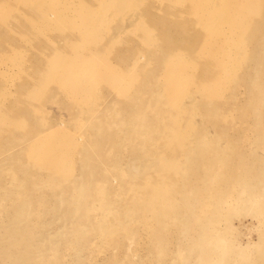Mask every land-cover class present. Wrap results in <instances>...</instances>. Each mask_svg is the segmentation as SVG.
<instances>
[{"label": "rangeland", "instance_id": "374dc122", "mask_svg": "<svg viewBox=\"0 0 264 264\" xmlns=\"http://www.w3.org/2000/svg\"><path fill=\"white\" fill-rule=\"evenodd\" d=\"M96 1L58 0L55 7L59 14L50 18V24L34 26L46 39L63 42L66 37L74 42L65 60L80 63L67 64L64 71L95 62L105 67L99 58L101 50L80 36L86 25L101 22L98 28L106 29L108 36L115 29L123 35L134 25L135 17L112 14V6L100 21H94V16L80 21L73 12L66 11V6L77 4L78 9L93 8ZM11 2L0 0V8H10ZM151 4L157 11L158 2L152 0ZM260 8V15H252L253 23L245 31L249 34L245 57L228 77L221 78L219 96L211 102V97L195 90L192 125L187 124L186 109L172 113L176 125L169 128V134L174 137L168 147L157 149L161 154L157 164L147 157L141 160V169L134 168L133 162L140 161L136 157L140 153L137 136L116 117L120 109L123 114L133 106L134 96L117 95L112 90L116 83L113 78L103 81L98 92L81 94L82 100L64 89L57 91L58 100L44 101L39 111L36 105L31 108L36 115L20 107L24 112L18 116L17 127L5 134L7 139L0 140V264H264V0ZM19 15L20 21L28 22L25 14ZM6 23L8 31L4 34L12 40L0 50V106L6 102L3 89L13 91L11 98L22 96L15 94L23 62L16 61L17 56L22 55L29 65L34 56L43 61L49 54L35 49L21 32ZM200 30L201 38L209 32ZM216 38L214 34L199 40L205 43ZM129 46L127 40L119 49L127 50ZM43 64L39 74H45L47 61ZM205 73L201 75L196 65L190 70V75L204 82L200 88L210 85V71ZM84 82L78 79L77 87L88 86ZM52 89L56 91L55 83ZM89 97L102 111L103 132L99 136L80 124L85 121L84 99ZM183 101L187 108L189 100ZM208 103L214 109L208 110ZM123 116L126 118L125 113ZM59 121L64 124L57 125L60 130L74 136L91 135L92 140L86 145L87 140L84 143L81 139L63 170L53 173L49 165L33 159L24 175V165L11 155H25L29 149L25 146L31 141L29 150L48 152L44 135L52 139L56 131L51 133V129H56ZM29 126L37 130L29 140L10 143L11 138L25 134ZM151 130L154 140L148 144L154 148H148V152L156 157L155 146L164 141L156 136L166 128L154 126ZM79 148L86 149L81 157ZM50 167L55 169V162Z\"/></svg>", "mask_w": 264, "mask_h": 264}, {"label": "bare ground", "instance_id": "6f19581e", "mask_svg": "<svg viewBox=\"0 0 264 264\" xmlns=\"http://www.w3.org/2000/svg\"><path fill=\"white\" fill-rule=\"evenodd\" d=\"M56 1L58 0H12L10 8H0V15L3 14L5 17V23L0 24V50H2L3 46H8L10 44L9 41L12 40L8 35L4 34V32L8 31L6 23L8 22L11 28L21 32L29 43H33L35 49L49 53L48 59L45 57L43 61L39 56H34V62H30L31 64L29 65L25 63V58L22 55L17 56L16 61L23 62L21 66L22 79H19V87L17 91L15 90V94L22 96L11 98L9 94H13L12 90L11 92L8 89L1 91L4 93V101L6 102L0 106V140L6 138L5 134L9 135L13 128L17 127L18 116H22L20 114L22 111L24 112L20 107L25 106L26 112L30 114L34 105L39 111L42 109L44 101L51 100V98L58 100L57 91L64 89L78 97L81 94L87 96L89 92H98L103 81L106 83L113 78L116 82L114 86L118 85V87L114 88L113 86L112 90L117 95L125 98L134 96L133 106L124 111L123 114L120 109L116 117L118 119L120 117L121 120L125 121L127 124L126 128L137 136L136 140L139 142L138 149L140 153L136 157L140 161L138 164L135 162L133 164L134 168L140 169L143 167L141 160L147 157L151 158L154 164H157V159L161 155L157 149L166 145L168 147L170 138L174 137L169 134L172 131L169 128L176 125L172 122V113H177L175 109L178 111L186 109L187 124L192 125L191 116L196 107L195 102L191 104L194 100V92L199 91L200 95H208L212 98L211 102H213V97L219 96L222 92L223 81H221V78L228 77L229 73L236 69L238 63L244 59L246 42L249 38V34H246L245 31L253 23L254 17L252 15L255 17L260 15L262 10L260 5L263 2V0H156L159 4L157 11L154 10L156 7L152 8V0H99L96 1L93 8L88 9H78V4L73 6L69 2L72 8L66 6V11L73 12L75 17L80 18V21L93 16L94 21H100L106 15L108 16V14H103L107 12L110 6L114 8L112 14H128L131 17H135V20L134 25L129 27L123 35H119V30L115 29V33L113 31V34L108 36L106 29L101 30L98 28L101 22H97L95 25L91 24V26L86 25L80 36L101 50L102 55L99 58L106 68L99 62H95L78 68L73 66L70 71H64L67 64L75 63L77 65L80 63L71 58L65 60L68 56L67 50L75 45L74 42L66 39V37L63 42H55L42 36L44 34L40 30L34 29V26H48L50 20L59 14L56 12ZM19 14H23V16L25 14L28 22L24 23V19L20 21ZM31 19H37L40 22L34 23H39L40 25L34 24ZM198 23L199 26L197 25ZM196 26L199 27V30L209 31L203 38L216 34V40L208 39L205 43L199 40H203V38H201L202 35L199 30H196ZM16 36L18 35L16 34ZM17 39L19 38L16 37ZM127 40L128 42L130 41L131 47L129 46L127 50H120V44ZM202 42L203 44L200 45ZM138 44L140 46H137ZM15 46L17 45L15 44ZM258 47L260 48V46ZM18 49L21 48L19 47ZM4 51L6 52V50ZM62 51L66 52L63 56L60 55ZM34 53L37 54V51L34 50ZM222 53H224V57ZM44 61H47V64H45L47 69L44 71L45 74H39L38 71L43 67ZM194 65L197 66L201 75H206L205 71H210L211 82L207 88H200V86H205L204 82L194 78L192 74L190 75V70ZM158 66L160 67L159 70L156 69ZM157 70L158 72H156ZM78 79H85L84 84H88V86L77 87ZM125 79L127 83L121 84ZM188 79L191 80V83L188 82ZM193 82L197 85V89L191 88ZM53 83L56 84V91L52 89ZM130 91L133 95H130ZM183 98L189 100L185 105L187 108L183 106ZM80 99L82 100L83 96ZM84 100L86 111L83 116L85 121L80 122L82 129L90 127L91 131L95 133L94 136L102 135V111L95 106L93 97L85 98ZM210 105L212 103H208L206 108L208 110L214 109ZM165 107H167L168 111ZM124 113L126 118L123 116ZM34 115H36L35 112ZM76 122L78 124V121ZM59 124L64 125L62 121H59L56 124V129H51V133L56 131V135L52 139H47L48 136L44 135V147L48 152L40 153L34 148L29 150L31 141L25 146L29 148L25 155L18 153H16V156L15 154L11 155V157L24 165V175L29 171L33 159L39 163H45L46 166L49 165V170H52L53 173L63 170L71 157L72 150L78 149L81 139L83 138L84 143L87 140L86 145L92 140L91 135L89 137H83L84 135L74 136L75 134L71 135L69 131L60 130L57 128ZM154 126L166 128V130H161L162 133L160 135L156 136V138L159 137L158 139L164 140L162 144H156L155 146L156 157H153L148 152V148H154V146L151 147L148 144L154 140V135L151 136V129ZM29 127L31 128L27 129L26 133L22 134L20 138H11L9 140L10 143L15 144L29 140L32 134L37 131L34 127ZM85 132L83 134H87ZM35 142L40 143L39 140ZM155 142H158V140H155ZM85 152L86 149L79 148L78 156H83ZM75 154L77 155V152ZM52 162L56 164L55 169L50 167ZM2 170L3 168L0 169V172ZM79 190V196L82 198L84 195L83 189L80 188ZM79 201L80 199L78 203ZM24 204H27V202Z\"/></svg>", "mask_w": 264, "mask_h": 264}, {"label": "crops", "instance_id": "0c3cea01", "mask_svg": "<svg viewBox=\"0 0 264 264\" xmlns=\"http://www.w3.org/2000/svg\"><path fill=\"white\" fill-rule=\"evenodd\" d=\"M223 55H224V53H222V56H223ZM223 57H224V56H223ZM197 79H198V78H197ZM188 82L191 83V80L188 79ZM126 83H127V80L125 79V80L123 81V83H121V84H126ZM192 84H194V82H193ZM192 84H191V85H192ZM195 85H196V84H195Z\"/></svg>", "mask_w": 264, "mask_h": 264}]
</instances>
